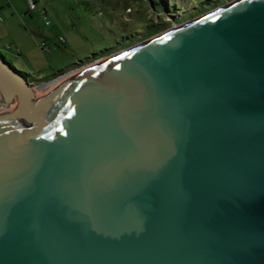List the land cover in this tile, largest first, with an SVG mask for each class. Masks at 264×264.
<instances>
[{
  "label": "water",
  "instance_id": "water-1",
  "mask_svg": "<svg viewBox=\"0 0 264 264\" xmlns=\"http://www.w3.org/2000/svg\"><path fill=\"white\" fill-rule=\"evenodd\" d=\"M51 81L0 57V264H264V0Z\"/></svg>",
  "mask_w": 264,
  "mask_h": 264
},
{
  "label": "rangeland",
  "instance_id": "rangeland-1",
  "mask_svg": "<svg viewBox=\"0 0 264 264\" xmlns=\"http://www.w3.org/2000/svg\"><path fill=\"white\" fill-rule=\"evenodd\" d=\"M227 1L192 12L201 0H176L185 13L173 17L145 0H0V52L36 86L52 80L37 88L46 93L115 53ZM148 23L162 26L144 34ZM105 48L113 51L91 59ZM8 110L1 107L0 114Z\"/></svg>",
  "mask_w": 264,
  "mask_h": 264
},
{
  "label": "trees",
  "instance_id": "trees-1",
  "mask_svg": "<svg viewBox=\"0 0 264 264\" xmlns=\"http://www.w3.org/2000/svg\"><path fill=\"white\" fill-rule=\"evenodd\" d=\"M145 1L148 5L151 6L152 9H154L158 12L164 11L165 14H169L173 17L178 16L180 14L183 15V13H185V11H181L182 8L179 7L176 0H145ZM221 1H223V0H201V2L196 6L195 9L192 10V12H197L198 10L200 11V10H203L205 8H209V7H211V6H213L216 3L221 2ZM187 9H191V7L187 8ZM161 26L162 25H160V23H148L144 26L145 27V33L144 34H147V33L151 34L152 32H154L157 28H159ZM104 50L105 51H102V53H100L98 55H94L91 59L113 51V49L111 50L109 48H105ZM16 52L20 54L19 49L16 50ZM0 57L4 58L7 62H9L10 64H12L14 66V64L10 60H8L1 52H0ZM88 60H90V59H88ZM19 71L21 73H23L25 76L29 75L25 71H21V70H19Z\"/></svg>",
  "mask_w": 264,
  "mask_h": 264
},
{
  "label": "built area",
  "instance_id": "built-area-1",
  "mask_svg": "<svg viewBox=\"0 0 264 264\" xmlns=\"http://www.w3.org/2000/svg\"><path fill=\"white\" fill-rule=\"evenodd\" d=\"M31 3H35V0H29ZM45 17H46V13H45V15H44ZM46 24H50V20H48V19H46ZM60 39L62 40V37H60ZM7 48H11V45L10 44H8L7 45ZM15 50H18V49H15Z\"/></svg>",
  "mask_w": 264,
  "mask_h": 264
},
{
  "label": "bare ground",
  "instance_id": "bare-ground-1",
  "mask_svg": "<svg viewBox=\"0 0 264 264\" xmlns=\"http://www.w3.org/2000/svg\"><path fill=\"white\" fill-rule=\"evenodd\" d=\"M53 83V82H52ZM51 82L50 83H46L45 85H43V86H40V87H47V86H49L50 84H52Z\"/></svg>",
  "mask_w": 264,
  "mask_h": 264
},
{
  "label": "crops",
  "instance_id": "crops-1",
  "mask_svg": "<svg viewBox=\"0 0 264 264\" xmlns=\"http://www.w3.org/2000/svg\"><path fill=\"white\" fill-rule=\"evenodd\" d=\"M20 50V49H19ZM20 52H21V50H20Z\"/></svg>",
  "mask_w": 264,
  "mask_h": 264
}]
</instances>
